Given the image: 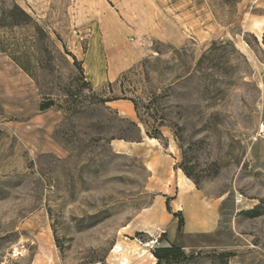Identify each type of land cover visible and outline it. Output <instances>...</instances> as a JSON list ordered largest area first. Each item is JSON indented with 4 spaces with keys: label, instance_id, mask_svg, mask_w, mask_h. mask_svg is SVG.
<instances>
[{
    "label": "rangeland",
    "instance_id": "rangeland-1",
    "mask_svg": "<svg viewBox=\"0 0 264 264\" xmlns=\"http://www.w3.org/2000/svg\"><path fill=\"white\" fill-rule=\"evenodd\" d=\"M156 1L0 0V15L20 5L58 48L36 70L37 96L68 100L50 108L63 115L52 134H24L42 123H20L0 102V264H158L154 249L170 242L188 256L172 264H264V0ZM110 96L135 98L148 120L152 98L175 170L220 203L213 231L184 204L179 233L180 211L144 157L154 150L145 126L127 140L139 135L134 103L122 99L128 115L98 101Z\"/></svg>",
    "mask_w": 264,
    "mask_h": 264
},
{
    "label": "crops",
    "instance_id": "crops-1",
    "mask_svg": "<svg viewBox=\"0 0 264 264\" xmlns=\"http://www.w3.org/2000/svg\"><path fill=\"white\" fill-rule=\"evenodd\" d=\"M156 2H158V5H161L160 0ZM174 2H176V0H174ZM185 3L189 4L192 3V1L186 0ZM187 6L192 7L193 3ZM200 10L202 12L200 22L205 24L204 28L201 29V32L202 34H206L209 32L208 24L211 18L207 12L205 4H201ZM251 23H253V21ZM251 23V27L255 28L257 31L260 28L264 29V25L259 26V28L257 26H252ZM0 54V102L4 107L8 108L10 113L20 117L18 122L25 124L31 123V125L37 122L42 123L39 128H36L37 126L33 130L27 128V131L24 134H52L58 122L63 119L62 113L53 109L40 111V98L37 96L38 89L33 79L8 56L4 55L2 52H0ZM6 86H8V88H6ZM34 96H36L35 99H33ZM110 104L125 108L128 115L134 114V108L127 100H115L110 102ZM148 140L152 143L154 150L149 156L144 157H146V163L151 171L152 179L155 183V189L158 193H161L162 196L167 195L174 198L172 202H174L176 206L173 212L182 211L184 215L185 228L183 232H185L188 224L184 204H189L191 209L196 208V212L192 213V216H190L191 220H196V227L202 228V230L204 227H207L209 231H213L216 227L214 220L217 218L220 210L219 201L217 200L212 203L207 201L202 190L198 189L196 184L190 178H188L180 169L175 170L174 158L164 153V149L160 146L159 140L149 137ZM40 146H43V144ZM49 146L50 147L45 148L44 151H52V149L59 147V145L54 142L50 143ZM167 150H170V148ZM202 208H206L207 211L210 212V215L207 217L206 214L200 216L199 211ZM162 228L164 229L165 226Z\"/></svg>",
    "mask_w": 264,
    "mask_h": 264
},
{
    "label": "trees",
    "instance_id": "trees-1",
    "mask_svg": "<svg viewBox=\"0 0 264 264\" xmlns=\"http://www.w3.org/2000/svg\"><path fill=\"white\" fill-rule=\"evenodd\" d=\"M237 1L238 0H221L224 5L231 7L236 4ZM17 31H23L25 34H28L27 39L29 40L26 39L24 43L20 42L14 36L15 32ZM27 43H29V45ZM52 48H55V50L58 51L55 42L51 39L46 30L23 7L18 4H14L10 8L4 9L2 11L0 15V50L7 54L32 79L37 80V69L49 70V68H51L46 58L47 55L50 56L52 55V52H54ZM71 55L74 61L77 62L76 56L73 54ZM118 82L120 83V91L125 94L126 90L122 86V80L119 79ZM118 99L131 100L134 103L137 113L138 121L129 120V124L139 135L129 137L127 140L138 141L141 138L140 124L145 126L146 133L150 138H163L161 127L166 125L165 119L163 116L159 115L158 107L155 106L152 98H150V101L146 105H143L151 120L143 117L139 110L138 102L135 98H128L127 96H110L99 98L98 101L100 103L106 104ZM67 101V99H64V103L60 102L59 104L57 99L52 95L45 94L41 97L39 109L40 111H46L50 108L57 107L58 109L65 110L64 104ZM149 110L151 113H149ZM183 170L189 178H192L190 172H188L185 167ZM196 183L197 182H195V184ZM248 213L253 214L254 211L251 210L248 211ZM175 214L176 216H179L178 229L179 233L182 234L183 227L185 225L184 216L181 211ZM153 253L158 259V264H172L174 262L181 261L183 258H188L183 247L173 242H170L167 246L156 247Z\"/></svg>",
    "mask_w": 264,
    "mask_h": 264
},
{
    "label": "built area",
    "instance_id": "built-area-1",
    "mask_svg": "<svg viewBox=\"0 0 264 264\" xmlns=\"http://www.w3.org/2000/svg\"><path fill=\"white\" fill-rule=\"evenodd\" d=\"M259 137L264 138V121L262 120L259 124Z\"/></svg>",
    "mask_w": 264,
    "mask_h": 264
},
{
    "label": "bare ground",
    "instance_id": "bare-ground-1",
    "mask_svg": "<svg viewBox=\"0 0 264 264\" xmlns=\"http://www.w3.org/2000/svg\"><path fill=\"white\" fill-rule=\"evenodd\" d=\"M152 138V137H151ZM154 138V137H153ZM147 245H151L150 243H147ZM117 250H122V247H121V245H118L117 246ZM125 263V262H124Z\"/></svg>",
    "mask_w": 264,
    "mask_h": 264
}]
</instances>
